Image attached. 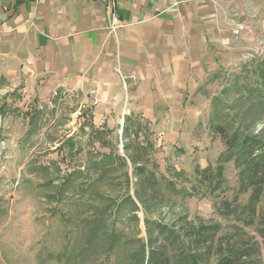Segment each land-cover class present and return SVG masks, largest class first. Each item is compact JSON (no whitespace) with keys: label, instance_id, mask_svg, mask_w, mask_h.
<instances>
[{"label":"rangeland","instance_id":"obj_1","mask_svg":"<svg viewBox=\"0 0 264 264\" xmlns=\"http://www.w3.org/2000/svg\"><path fill=\"white\" fill-rule=\"evenodd\" d=\"M225 34L224 68L193 97L200 121L192 134L167 144L151 133L155 151L148 167L160 183L156 195L149 188L142 202L136 194L146 187L137 182L131 163L121 166L113 158L116 170L104 171V157L125 156L117 115L98 122L82 93L27 87L23 77L10 80L0 73V264H133L148 240L146 220L178 228L199 221L219 225L215 245L242 230L257 244L264 264L257 226L225 218L223 203L237 197L245 206L250 193L239 194L235 164L224 166L218 188L200 182L199 170L214 171L225 151L212 122L232 123L239 113L236 122L244 130L264 129L259 113L264 98L257 96L258 90L264 94V11L233 22ZM92 124L103 131L102 141L92 139ZM92 163L101 166L90 170ZM259 208L264 211V200ZM101 219L107 221L103 237L90 246L91 225Z\"/></svg>","mask_w":264,"mask_h":264},{"label":"crops","instance_id":"obj_2","mask_svg":"<svg viewBox=\"0 0 264 264\" xmlns=\"http://www.w3.org/2000/svg\"><path fill=\"white\" fill-rule=\"evenodd\" d=\"M263 11L264 0H117L112 32L103 0H0V73L82 93L95 120L117 115L122 132L139 117L164 143L183 142L200 121L193 97L224 68L225 33Z\"/></svg>","mask_w":264,"mask_h":264},{"label":"trees","instance_id":"obj_3","mask_svg":"<svg viewBox=\"0 0 264 264\" xmlns=\"http://www.w3.org/2000/svg\"><path fill=\"white\" fill-rule=\"evenodd\" d=\"M257 93L259 94L257 96L264 98L260 90ZM259 113L264 114V110H260ZM238 119L239 113L234 116L232 123L224 120L220 123L212 122V129L222 138L225 151L220 155L214 171L209 167L199 170L200 182L218 188L224 181V166L233 162L240 178L239 194L248 191L250 193L245 206L237 203V197L233 202L225 201L223 203L225 218H235L248 227L257 226V233L264 240V211L259 208L261 201L264 200V129L257 134L248 132L246 128L244 130V123L237 125ZM259 120L260 118L256 124ZM91 132L93 140L102 141V130L92 125ZM150 136L151 131L147 123H142L139 117H127L121 138L125 156L117 157L110 154L103 159L104 161L108 159L106 162L103 161L105 173L112 169L116 170L117 165L112 162L113 158H118L121 166L127 167V163H131L137 182L146 187L143 193L136 194L139 202L145 198L146 190L149 188L155 196L156 187L160 183L154 171L148 167L152 162L151 155L155 151ZM69 143L72 145L73 141L69 140ZM98 165L100 163H92L88 169H96L94 166ZM152 165L154 166L153 163ZM78 173L82 172L76 174ZM106 224L107 221L101 219L91 225L87 237L90 246L95 245L103 237ZM145 224L148 240L146 244H140L138 252L133 255V264H211L214 256L216 258L214 264H263L257 244H252V237L242 230L226 234L215 245V238L222 230L221 226L216 224L199 221L195 225L187 222L184 228H178V225L157 226L148 220ZM150 225H154L155 229H151Z\"/></svg>","mask_w":264,"mask_h":264},{"label":"built area","instance_id":"obj_4","mask_svg":"<svg viewBox=\"0 0 264 264\" xmlns=\"http://www.w3.org/2000/svg\"><path fill=\"white\" fill-rule=\"evenodd\" d=\"M107 7H108V10L109 12L111 13V27H110V30L112 32H115L117 31V29L121 28L123 26V23L120 19V16L118 15L117 13V0H103ZM119 73H121L122 75V72L119 70ZM126 77H124L123 75V80L126 82Z\"/></svg>","mask_w":264,"mask_h":264}]
</instances>
